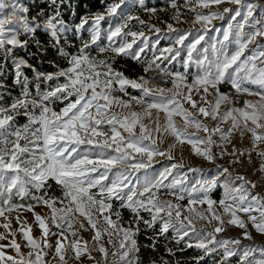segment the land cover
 <instances>
[{
	"label": "snow or ice",
	"instance_id": "6c2138e0",
	"mask_svg": "<svg viewBox=\"0 0 264 264\" xmlns=\"http://www.w3.org/2000/svg\"><path fill=\"white\" fill-rule=\"evenodd\" d=\"M136 2L101 0L103 12L81 16L77 23L64 19L65 9L71 12L70 0H41L35 15L21 0H0V216L5 211L46 206L50 210L47 219L60 231L51 232L46 219L36 213L35 222L43 230V247H54L52 259L58 257L60 264H68V249L79 264L85 259L90 264H144L138 242L141 224L152 230L151 243L143 247L153 251L159 238H170L183 245L180 252L200 250L194 264H205L206 258L212 264H233V258L235 264H264V246L243 243L253 240L251 230L264 235V194L256 191L258 185L220 164L210 175L202 168L181 171L185 169L183 158L178 160L173 154L178 145L188 144L193 155L209 163L231 156L233 163L243 165L241 157L250 161L253 152L264 160V42L258 40H264V4L257 0H195V6L202 8L225 2L238 7L196 14L193 23H202L205 34L212 20H225L227 14L228 21L222 30L215 28L222 39L199 49L205 35L185 44L191 31L167 24V33L162 35L166 39L174 35V44L186 48L182 57L181 49L174 46L155 54L161 29L125 11ZM138 2L145 4V0ZM190 5L192 0H185L184 6ZM171 7L176 10L172 19L179 22L176 0ZM145 10L156 12L155 8ZM105 20L108 27L102 29ZM133 20L158 34L150 60H142L149 39L143 31L131 30ZM40 31L50 37L49 44L66 66L52 61L55 71H37L17 55V51L27 50L30 42L41 47L36 39ZM178 57L183 71L161 67ZM118 58L140 62L143 74L136 78L125 75L116 67ZM9 61L14 70L11 86L3 80ZM28 69L34 80L25 74ZM150 72L165 83L170 81L172 87L154 84L155 77L147 75ZM16 86L18 94L13 95ZM244 96L257 99L243 100V105L237 106L238 97ZM248 134L250 147L240 149L233 144V137L243 142ZM168 137L173 139L162 148ZM229 144L231 152L222 147ZM214 147L221 151L214 152ZM158 157L171 163L157 170ZM259 171L264 172V163ZM189 172L202 175L190 181ZM54 189L59 190V196L50 194ZM215 189H222L218 202L209 195ZM162 194L173 199H162ZM14 197L34 203L14 204ZM185 200L186 204L179 203ZM217 203L222 212L217 211ZM197 205L207 208L200 211ZM125 209L131 213L127 222H123ZM197 218L207 225L215 222L212 230L206 226L197 229ZM229 227L241 229L240 238L218 239ZM89 229L93 232L91 242L78 236L80 230ZM66 231L73 237L71 241ZM50 236L56 237L55 246L49 243ZM105 236L111 248L101 243ZM4 238L0 234V239ZM24 239L32 249L29 259L6 255L5 246L0 245V264H52L44 260L48 253L28 232ZM10 246L20 254L15 240ZM165 251L176 255L171 247ZM93 252L100 253L102 261ZM150 264L173 261L161 256Z\"/></svg>",
	"mask_w": 264,
	"mask_h": 264
},
{
	"label": "rangeland",
	"instance_id": "374dc122",
	"mask_svg": "<svg viewBox=\"0 0 264 264\" xmlns=\"http://www.w3.org/2000/svg\"><path fill=\"white\" fill-rule=\"evenodd\" d=\"M24 1H26V0H21L22 3H24ZM157 1H160V2L167 1L169 6H171V3H172V0H145L144 6H141L137 0L134 7L126 8L125 11L129 15L139 17V19L145 21L147 25H155V27H158L161 29L160 43L156 45V50H157L155 52L156 55H159V51H158L159 49L169 47V46H174L176 48L181 49V56L182 57L186 56V48H184V46L174 44V35L172 38H167V39L164 38L162 35L163 33H167V24L170 23L173 25V27L178 28V29L182 30L183 32H188L189 30L191 31V35L188 36V39L185 41V44L191 42L193 39H195V37L197 35H200V34L205 35V39L201 42V45L198 46V49H199L201 46H204V47L209 46L211 43L215 42L216 39H222L220 33H217L215 31V28H220L222 30L223 28L227 27L228 21H227V14H225V16H226L225 20H220L218 18L212 20V22L210 24H207L208 31L205 34L202 23H193L195 20L196 14L197 13L209 14L210 12H221L222 13L224 8L235 9L236 7H238V5H234V4L225 2V3L220 4V5H215V4L210 5L209 8H202V7L195 6V0H192V5L185 7L184 6L185 0H179L180 1V4H179L180 21L177 22V21L173 20L171 17L169 20L165 21L164 26H157L156 24H154L149 19H144L139 14L133 12L134 8H140L143 10L147 7V5H152ZM111 2H114V0H107L105 3H111ZM115 2H118V0H115ZM257 2L260 4H264V0H257ZM191 7H195V11H191L190 10ZM149 9H152V8L149 7ZM175 11L176 10L173 9L172 15H174ZM240 19H241L240 17H237V21H240ZM237 21H232V23L235 25L237 23ZM107 27H108V23H107V20H105L102 22V29H107ZM129 27L131 28L132 31H137V32L143 31L145 36L148 37L150 46H149V49H146L145 53L142 54V59H144L145 61L150 60L153 57V50L151 48V45L153 43H155V41L157 40L158 34H156L154 31H149V29L147 27L140 25L139 22L136 20L131 21L129 24ZM249 30L250 29L246 26L245 31H249ZM129 39H131V38H129ZM258 40H260L261 42H264V40H262L261 38H258ZM105 43H106V41H105ZM250 47H253V46L250 45ZM193 55L196 56V55H198V53H194ZM157 63H160V62L157 61ZM165 66H167V68L171 71H183L182 60L179 57L177 58V60L173 61L171 64H168L167 61H165L163 64H161V67H165ZM192 71L195 72L196 69L193 67ZM156 85H158V84H156ZM158 86L164 87V88L172 87L171 82L169 85H158ZM133 91H135V90H133ZM225 91H227V90H225ZM240 98H241L242 104L239 106L243 105V100L251 99V100L255 101L257 99V97H250V96H244V97H240ZM185 106L187 107V105H185ZM137 110L139 111L140 109H137ZM177 120H179V118H177ZM205 122L210 123V125L215 123L214 121L209 122L207 120ZM225 127H226V125H225ZM189 131H193V129H189ZM200 134L203 135V133H200ZM249 136H250V134L246 135L244 137L243 142H239L236 137H233V144H235L236 147L240 148V149L250 147ZM172 139H173L172 137H168V140L165 142V144L161 145V147L166 148L167 144L169 142H171ZM213 139H215V140H217V142H219L218 137L214 136ZM222 147L227 148V150L229 152H231V150H232V145H230V144L229 145H222ZM261 147H264V145H261ZM213 151L216 153H219L221 151V148H215L214 147ZM173 154L178 160L181 159V157L183 158V163L185 164V169H182L181 171H186L189 167L202 168L204 170V173H207L210 175L212 172L215 171L216 164H220V165H223L225 167H228L230 169V171H232L234 174L244 175L249 180L255 182L258 185L256 191L264 194V172L259 171V166L261 163H264V160L260 159V161L257 164H252L251 161H249L246 157H241V160H243V165H241L240 163H233L232 159L226 160L225 159L226 156H225L223 159H217V161L215 163H209L208 161L202 159L201 157L193 155L191 152V146L188 144H184L182 147L178 145L177 148L174 150ZM253 156H256V154L254 152L252 153V157ZM157 159L161 161L160 163L154 164V168L157 170H161L162 165H167V164L171 163V162L163 160L162 158H159V157ZM198 175H202V173H191V172H189L188 173L189 180L190 181L193 180V178L195 176H198ZM52 193H53V191L50 194L52 195ZM214 193H217V198L213 197ZM59 195H60V193L56 196H59ZM209 195L212 199H214L218 202L219 199L222 198V189H215ZM14 198H16V197H14ZM161 198L162 199H173L171 196H167L166 194H162ZM17 199H19V198H17ZM173 202H178V201L173 200ZM32 203H34V202H32ZM179 203L186 204V200L185 201H179ZM14 204H21V203H14ZM28 204H30V203H28ZM24 205H27V204H24ZM57 207H59V205H57ZM196 207L198 208V210L204 211L207 208V205H197ZM215 207H216L218 212H222V209L219 207L218 203ZM34 213L39 214V215H41V217L46 219V224L50 228L51 232L60 231L59 229H57L52 224V222L50 220L47 219V217L50 214V210L44 205H37L33 209V211H28L26 207L17 209V210L12 211V212L5 211L4 215L0 216V234H3V236L5 237L4 239H0V245L5 246L3 248V251L6 253V255H11V256L15 257L16 259H20V255H22L25 259H29L28 253L31 252L32 249L28 246V241L24 239V232H28L32 236L33 239L37 240V242L41 244L42 251L48 253V255H46L44 257V260L45 261L51 260L52 264H60L58 257L55 260L52 259V256L54 253V247L52 249L43 247V237H42V231L43 230L39 227L38 223L35 222ZM142 214L145 218H148L147 213H142ZM185 214H187V213L185 212ZM241 215H243V214H241ZM113 219H115V217H113ZM225 219H227V217H225ZM245 219H246V217H245ZM6 223L9 225V227L7 229L3 227V225ZM214 224H215V222H213V225ZM213 225H207L206 221L199 220L198 218L196 219L197 229H200V228L206 226L207 230L211 231ZM76 227L78 228V225H76ZM249 227L251 229V226H249ZM65 228H67V225H65ZM21 229H23V231H21ZM251 231H252L253 240H244L243 243L247 244V245L255 244V246H256V243L264 240V235H261V234L255 232V230H251ZM241 232H242V230L239 228L229 227L226 232L218 234L217 238L218 239L219 238H230V237L240 238ZM65 235L68 236V241H71L73 239V237L71 235H69V233L67 231L65 232ZM92 235H93V232L90 229L88 231L80 230L78 232V236L81 237L82 240H87L90 242H91ZM107 239H108V237L105 236L102 239L101 243H104L107 247L111 248L110 245H107ZM13 240H15V242L20 245V254L19 255L16 253L15 249L10 246L11 242ZM48 241H49V243H51L55 246L56 237L50 236L48 238ZM65 245L67 247V242H65ZM262 246H264V244ZM89 247H91V243L89 244ZM195 250H197V249H195ZM197 251L200 252V250H197ZM92 255L95 256L98 260L102 261V257H101L100 253L93 252ZM72 257H74V252L71 249H68L66 256H65V259L67 260L68 264H79V262L72 259ZM32 258H34V253H33ZM216 258L219 259V256H217ZM109 259H112V258L109 257ZM9 264H11V262H9ZM83 264H90V262H88L85 259L83 261ZM144 264H150V262L144 263ZM233 264H235L234 258H233Z\"/></svg>",
	"mask_w": 264,
	"mask_h": 264
},
{
	"label": "trees",
	"instance_id": "16d2710c",
	"mask_svg": "<svg viewBox=\"0 0 264 264\" xmlns=\"http://www.w3.org/2000/svg\"><path fill=\"white\" fill-rule=\"evenodd\" d=\"M106 1L107 0H104V3ZM176 2L179 7L180 1L176 0ZM24 4L26 6L31 7L32 15H35L36 11L38 10V6H42L41 0H26L24 1ZM149 7L155 8L156 12L152 13L151 11H146L145 9L142 10L140 8H134L133 12L139 14L144 19H149L157 26H164L165 21L169 20L173 16L172 15L173 8L168 5L167 1L165 2L157 1L152 5H147L146 8L149 9ZM68 8L71 9V12L68 9H65L64 19L78 22L81 16H85V15L90 16L91 14L97 11L102 12L104 10V5L101 3V0H70ZM71 13H75V14L72 15ZM24 38L26 37L23 36L21 37V39ZM85 38H87V33H85ZM36 39L41 42V47H38L36 44L30 42L29 48L27 50L17 51V55L26 59L29 64L33 65V67L37 69V71H43V72L55 71V68L52 66L51 63L52 61H55L56 63L60 64L61 67L66 66L65 62L60 60L55 50L49 44V40H50L49 36L43 33V31H40L36 34ZM75 43L77 44V46L79 45L78 40H76ZM10 63L11 62L9 61L8 64L6 65L7 75L3 77L4 82L9 86L12 85V81L14 79V70L12 67L8 66L10 65ZM116 67L122 69L125 72V75L129 76L130 78H136L137 76L143 74L141 63L137 61H133L129 58H118V64L116 65ZM25 74L28 76L29 80H34V73L30 69L26 70ZM147 75L149 77H155V79L153 80L154 84H158V85L170 84V81L168 83H165L164 79H162L155 72H150ZM18 88L19 86L12 88L13 95L18 94ZM222 90H228V89H222ZM130 91H132L133 94H135V91L133 90ZM241 104H242L241 98L238 97L237 106ZM55 107H57L58 110L59 106H55ZM59 193L60 192L58 189H54L52 195H58ZM213 197L217 198V193H214ZM13 202L28 204V203H32L33 201L28 199L20 200L14 198ZM122 214H123V222H127L131 218V213L126 209L122 210ZM141 230L142 231L138 237V242L142 245L141 258L144 263H148L153 259L158 260L159 257L163 256L165 259L173 261V264L177 260L180 261V264H194L193 258L200 254V252L195 249H185L184 252H180L179 248L183 247V245L182 244L176 245L175 241H172L170 238L168 240H165L164 238H159L157 241V249L155 251H153L150 247H143L151 243L153 233L151 229L145 230L143 224H141ZM166 247L173 248V250L176 251V255L169 256L168 253L165 251ZM205 264H212V261L206 258Z\"/></svg>",
	"mask_w": 264,
	"mask_h": 264
},
{
	"label": "built area",
	"instance_id": "2783aa9c",
	"mask_svg": "<svg viewBox=\"0 0 264 264\" xmlns=\"http://www.w3.org/2000/svg\"><path fill=\"white\" fill-rule=\"evenodd\" d=\"M225 159L226 160L232 159V161H233V158L231 156H226ZM250 161L252 164H257L260 161V158L258 156H253Z\"/></svg>",
	"mask_w": 264,
	"mask_h": 264
},
{
	"label": "crops",
	"instance_id": "0c3cea01",
	"mask_svg": "<svg viewBox=\"0 0 264 264\" xmlns=\"http://www.w3.org/2000/svg\"><path fill=\"white\" fill-rule=\"evenodd\" d=\"M264 244V240L259 241L258 243H256V246H262Z\"/></svg>",
	"mask_w": 264,
	"mask_h": 264
}]
</instances>
